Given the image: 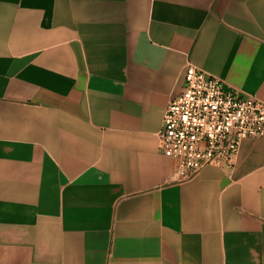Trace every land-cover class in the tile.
Wrapping results in <instances>:
<instances>
[{"label":"crops","instance_id":"crops-1","mask_svg":"<svg viewBox=\"0 0 264 264\" xmlns=\"http://www.w3.org/2000/svg\"><path fill=\"white\" fill-rule=\"evenodd\" d=\"M189 61L264 101V0H0V264H264V137L159 151Z\"/></svg>","mask_w":264,"mask_h":264},{"label":"built area","instance_id":"built-area-1","mask_svg":"<svg viewBox=\"0 0 264 264\" xmlns=\"http://www.w3.org/2000/svg\"><path fill=\"white\" fill-rule=\"evenodd\" d=\"M181 91L167 104L158 135L159 151L176 163L180 182L207 166L234 167L246 139L264 137V101L238 90L189 61Z\"/></svg>","mask_w":264,"mask_h":264}]
</instances>
